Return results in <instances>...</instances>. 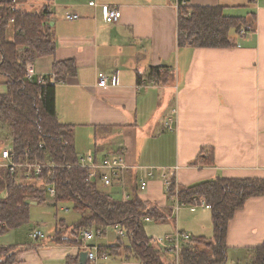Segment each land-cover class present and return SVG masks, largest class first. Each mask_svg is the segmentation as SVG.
Returning a JSON list of instances; mask_svg holds the SVG:
<instances>
[{"label": "crops", "instance_id": "crops-1", "mask_svg": "<svg viewBox=\"0 0 264 264\" xmlns=\"http://www.w3.org/2000/svg\"><path fill=\"white\" fill-rule=\"evenodd\" d=\"M181 4L223 5L227 15L252 13L253 28L232 32L233 46H179ZM110 5L121 10L117 21L109 22L104 17V8ZM43 6L50 12L47 24L52 28L56 51L36 57V71L49 75L56 61H69L74 69L55 84L58 119L73 125L78 154L92 152L99 164L106 156L123 155L124 168L113 185L102 182L101 189L114 195L122 188L129 196L136 190L149 203L171 207L166 222L182 212L186 226L181 227L180 220L175 227L161 224L164 235L151 236L165 260L177 264L176 255L173 262L169 257L174 240L169 238L177 232L210 237L213 222L206 203L184 204L176 194L168 193V176L180 189L217 176L264 178V0L18 2V7L29 11ZM66 10L79 17L66 18ZM14 34L11 23L7 40L13 41ZM152 68L166 72L162 80L153 76ZM99 71L115 74L117 81L98 85ZM153 78L156 83H150ZM145 79L147 85L142 84ZM4 81L0 74V92L6 88ZM6 136L0 122V164L5 161L2 150L10 148ZM99 169L104 171L106 167ZM18 177L43 185L42 180L26 178L21 170ZM141 178L148 180L144 190L139 187ZM61 208L68 210L69 206ZM207 214L210 221L207 218L204 231L200 221ZM35 229L45 236L33 238ZM32 231L29 240L16 232L0 240V245L15 246L14 264H66L67 256H80L85 244H109H88L83 237L81 244L58 243L42 227ZM184 239L180 238V245ZM263 241L264 195H254L229 221L227 261L246 264L251 258L250 248ZM122 260L121 264H142L132 262L135 259Z\"/></svg>", "mask_w": 264, "mask_h": 264}, {"label": "trees", "instance_id": "trees-1", "mask_svg": "<svg viewBox=\"0 0 264 264\" xmlns=\"http://www.w3.org/2000/svg\"><path fill=\"white\" fill-rule=\"evenodd\" d=\"M20 1L23 0H0V74L5 77L6 85L0 92V122L4 134L8 135L5 139L15 161L37 160L52 164L45 165L39 174L32 172L28 176L42 180L43 185L21 181L18 176L20 170L23 173V167L12 171L0 166V234L28 221L31 201L44 202L48 187L54 186L55 202H72L73 209L81 216L72 224L64 219L57 221L55 232L49 237L52 241L81 244L80 233L84 228L114 225L125 234H119L116 242L110 245H101L110 254L135 259L142 264H175L163 258L162 251L152 243L144 225L147 216L155 222H166L172 208L149 203L136 190L129 198L122 199L101 189L99 178L91 177L89 168L79 164L73 125L58 119L56 85L50 76L45 84L26 78L25 61L54 55L56 42L52 28L47 24L50 13L47 6L35 11L12 8ZM224 8L223 5L181 4L178 8V45H235L232 32L252 29V13L250 16L227 15ZM11 23L15 27L13 41L6 38ZM73 71L69 61L53 64L56 79H65ZM151 72L158 79L166 73L157 68H152ZM168 193L176 194L184 204H199L203 199L212 214L213 234L210 237L190 235L184 239L178 264H226L229 221L249 197L264 195V178L217 176L179 190L173 180ZM14 248L0 245V264L17 261ZM250 253L251 258L246 264H264V241L252 246ZM66 264H89V261L82 263L80 256H67Z\"/></svg>", "mask_w": 264, "mask_h": 264}, {"label": "built area", "instance_id": "built-area-1", "mask_svg": "<svg viewBox=\"0 0 264 264\" xmlns=\"http://www.w3.org/2000/svg\"><path fill=\"white\" fill-rule=\"evenodd\" d=\"M15 7H18V2H16L15 5L12 6V8H15ZM64 15L68 19H75V18L79 17V14L73 13L69 10H66ZM104 17L109 22L117 21L121 17V10L114 5L105 6ZM25 69H26V78L30 81H36V82H39L41 84H45L48 81L49 76H50L49 78H50L51 82H53L54 84H56L59 81L58 79H56L55 74L53 72L49 75L38 74L36 71L35 63L33 60H26L25 61ZM96 81H97L98 85H107L109 83H115L117 81V76L115 74L110 75V74H107L103 71H99L97 73ZM150 83H156V80L153 78V80H151ZM142 84L147 85L146 79L143 80ZM174 110L175 109H173V111ZM171 119H172V116L170 117L169 120H171ZM2 156L5 157V161H3L0 165H3L5 167L9 168L12 171L23 167L24 168L23 172L27 177L32 172L39 174L45 165L52 164L50 162L42 163V162H39L37 160H35V161L26 160L23 162L15 161L14 153L10 148H4L2 150ZM87 156H89V157H87ZM79 164L89 168V174L91 177H98L100 181H102L104 184H107V185L113 184V182L116 179L119 171L122 168H124V165H125L122 154H117V155H113V156H106L102 159L101 164H99L93 153L88 154V155L79 156ZM99 166L106 167V169L104 171L100 170ZM165 183H166L167 187H169L171 185L172 180L169 176H168V178H166ZM147 185H148V180L141 178V180L139 182V187L142 190H144L147 188ZM48 190L52 195L55 194L54 186H49ZM177 190H179V188H177ZM129 197L130 196L128 193H126V192L123 193V199H127ZM202 202L205 203L203 199H202ZM144 219H150V217L147 216V217H144ZM119 230H120V234H125V232L122 229H119ZM101 233H102V231L99 229L97 234H101ZM92 234H93V231H92V228H90V227L84 228L81 231V235L84 239H87ZM31 236L35 239L36 238H43L45 236V234L43 233L42 230L35 229L34 231H32ZM167 237H170V236H167ZM181 237L187 239L189 237V235L181 233V232H177L175 237L169 238V240L174 239L173 242H171L172 244H171L169 250L175 253L177 261H178V257H179L180 238ZM84 249L88 252V254H87L88 261L90 263H94V264H102V261L107 259L108 256L110 255V252L108 249L102 248L99 245H87V244H85ZM177 264H178V262H177Z\"/></svg>", "mask_w": 264, "mask_h": 264}, {"label": "rangeland", "instance_id": "rangeland-1", "mask_svg": "<svg viewBox=\"0 0 264 264\" xmlns=\"http://www.w3.org/2000/svg\"><path fill=\"white\" fill-rule=\"evenodd\" d=\"M88 154H92V152L86 153L84 155H88ZM80 155L82 156V154H79V156ZM87 157H89V156H87ZM98 185L103 186L102 182H100V181L98 182ZM100 188H102V187H100ZM114 195H116L117 197L123 198L122 188L118 189L117 193H115ZM69 202L70 201H60V203L58 202L56 204L53 195L48 192L47 193V199L44 202H42V203H38L35 201L31 202L29 220L22 223L21 225H19L17 227H13V228L9 229L5 233L0 234V240L3 241V240H7V239L11 238V232H16L24 240H29L30 239V237L28 235L29 232H31L36 227H42L46 234L51 235V234H53V232H55L56 223L61 218L65 219L67 223L72 224L73 222L77 221L80 218L81 214L78 211L74 210L73 206ZM61 205H64L67 207L69 206V209L68 210L62 209ZM207 210L208 209H206V212H208ZM207 218L210 221V216L208 214H207V217L203 218V220L200 221L201 224H203L202 228L204 231L206 229L205 223L207 221ZM179 220H180L181 227H184L187 225V221L185 220L184 216L182 215V212H179L178 216H176V214H174L173 220L168 221L166 223L155 222L154 220H152L150 222L144 221V225H145V229L147 231V234L149 236H152V235L163 236L165 232L163 231L162 228H164V227H161L160 225L161 224H167L168 228L170 226L175 227V223L177 224L179 222ZM117 227H119V226H117ZM117 227L114 225H107V226H105V228H101L98 226L91 227L93 234L89 238H87L86 241L88 242V244H92L94 242L93 244H97V243L108 244L109 243L108 245H110V244L116 242V240L120 234L118 232V229L120 227L119 228H117ZM63 228H65V227H62V229ZM97 228H100L101 231L102 230L104 231L103 235H101L102 233L97 234L98 230H99ZM81 239H82V236H81ZM31 240H34V239L32 238ZM169 257H171L172 262L175 261L172 258V257H175L174 252L170 253ZM122 259L123 258L120 255L111 254L107 259L103 260L102 263H104V264H121V261H123ZM137 261L138 260H134L132 262H137ZM90 264H94V263H90ZM226 264H231V263L229 261H227Z\"/></svg>", "mask_w": 264, "mask_h": 264}, {"label": "water", "instance_id": "water-1", "mask_svg": "<svg viewBox=\"0 0 264 264\" xmlns=\"http://www.w3.org/2000/svg\"><path fill=\"white\" fill-rule=\"evenodd\" d=\"M87 254H88V252L86 250H84L80 253V261L82 263H85L87 261Z\"/></svg>", "mask_w": 264, "mask_h": 264}]
</instances>
